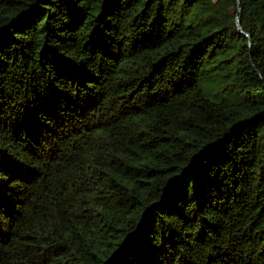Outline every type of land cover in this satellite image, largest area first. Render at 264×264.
<instances>
[{"label": "trees", "instance_id": "16d2710c", "mask_svg": "<svg viewBox=\"0 0 264 264\" xmlns=\"http://www.w3.org/2000/svg\"><path fill=\"white\" fill-rule=\"evenodd\" d=\"M0 264H264V0H0Z\"/></svg>", "mask_w": 264, "mask_h": 264}, {"label": "water", "instance_id": "95a60500", "mask_svg": "<svg viewBox=\"0 0 264 264\" xmlns=\"http://www.w3.org/2000/svg\"><path fill=\"white\" fill-rule=\"evenodd\" d=\"M236 22H237V26L239 27V31H240V32H243L242 29L240 28V17H239V14L237 15ZM247 36H248V35H247Z\"/></svg>", "mask_w": 264, "mask_h": 264}]
</instances>
